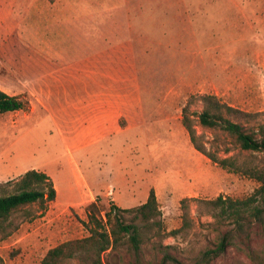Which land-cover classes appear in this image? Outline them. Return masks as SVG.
Wrapping results in <instances>:
<instances>
[{
    "label": "rangeland",
    "instance_id": "rangeland-1",
    "mask_svg": "<svg viewBox=\"0 0 264 264\" xmlns=\"http://www.w3.org/2000/svg\"><path fill=\"white\" fill-rule=\"evenodd\" d=\"M109 78L122 83L118 114L108 109L120 101L117 92L102 89ZM0 90L25 103L0 114V184L34 169L59 192L43 213L34 203L0 224V264H42L48 250L89 235L90 203L101 218L112 204H143L151 189L158 225L141 230L137 250L126 241L107 250L103 264H161L164 256L176 260L171 264H200L234 228L207 201L245 200L260 182L195 151L183 108L209 152L264 173V152L242 151L228 133L197 123L202 95L264 112V0H0ZM61 105L66 109L52 107ZM84 105L96 112L78 117L104 115L105 127L122 134L101 130L88 145L93 120L66 124L75 119L71 109ZM262 122L264 116L243 127ZM65 144L85 147L69 154ZM80 177L90 185L85 199ZM184 199L187 227L161 239L182 227ZM246 223L247 235L209 264H264V224Z\"/></svg>",
    "mask_w": 264,
    "mask_h": 264
},
{
    "label": "trees",
    "instance_id": "trees-1",
    "mask_svg": "<svg viewBox=\"0 0 264 264\" xmlns=\"http://www.w3.org/2000/svg\"><path fill=\"white\" fill-rule=\"evenodd\" d=\"M200 100L203 104L202 111L197 115V123L204 128L218 129L228 133L240 150L250 152H264V122L257 129L248 131L243 124H250L262 113H248L230 107L213 95H202ZM25 103L16 96H11L0 90V114L12 113L23 110ZM183 108L182 125L194 150L206 157L210 162L220 166L222 169L243 172L249 178L260 182L252 196L245 200H229L217 197L215 200L207 201L208 204L219 210L222 217L233 219L234 228L223 234L216 244V248L207 251L200 264H209L218 256L222 255L226 248L234 244L236 238L245 237L246 219L264 224V173L259 169L244 168L237 165L232 157L220 159L215 153L208 151L204 142L199 140L191 119L185 114ZM56 191L51 178L44 172L34 169L25 172L19 179L10 180L0 184V224L4 223L10 215L22 207L37 204L43 213L48 203L54 201ZM187 199L182 200L183 222L180 229L163 233L161 239L172 237L187 227L188 211L184 205ZM88 221L85 228L89 232L87 237L71 240L57 245L47 251L42 264H61L69 260L80 258L89 259L91 264H103L101 255L107 250L115 249L124 241L134 249L139 248L141 230L152 229L158 225L157 218L160 217L157 198L153 189L149 191L146 201L133 209H120L111 205L109 211L99 218L98 204L92 202L87 206ZM124 214H131L126 217ZM143 223V226H141ZM176 260L171 256H164L161 264H171Z\"/></svg>",
    "mask_w": 264,
    "mask_h": 264
},
{
    "label": "crops",
    "instance_id": "crops-1",
    "mask_svg": "<svg viewBox=\"0 0 264 264\" xmlns=\"http://www.w3.org/2000/svg\"><path fill=\"white\" fill-rule=\"evenodd\" d=\"M109 81L106 83V84H104V85H102V89H104V90H107V91H110V90H113L114 92H117V94H118V98L120 99V101L119 102H117V103H108V109L112 112V113H116V114H118V113H120V111L122 112V109H123V106H125V105H123L122 103H121V99L123 98V88H122V83H121V81H119L118 83H117V81H112V79H108ZM90 86V89L92 90H94V83H92V85H88V87ZM87 91H89V90H87ZM122 93V94H121ZM116 96V95H115ZM123 102V101H122ZM124 103V102H123ZM67 105V104H66ZM66 105H64V106H58V107H54V106H52L53 107V109L54 108H61V107H63V108H61V111L63 110V109H66ZM86 105H84V106H80V107H77V109H80L81 107H85ZM51 107V108H52ZM92 108H94V107H92ZM75 109V108H74ZM90 108H82V109H80L79 111H77V110H73V109H71V111L70 112H72V113H74L73 115L75 116V119H73V121H67L66 120V124H69V126H71L72 127V125H75L77 122H79L81 125H84V123H85V121H87L88 119H90L89 121H87V123L90 125V123H92V120L94 121L93 122V127H89V128H87V131L89 132L86 136H84V138H85V140L86 141H89L88 143V145H90V144H92V143H95V142H97V140H98V138H97V133L99 132V131H105V130H109V129H112L113 131H115L116 133H119V134H122L121 133V129L120 130H118V129H115V128H113V127H105V116L104 115H100V116H93V118L91 117V118H88L87 116L89 115V114H92L93 112L95 113L96 111L94 110V109H91V110H89ZM85 110H86V113H88L89 112V114H87L86 116H84V118H81V117H78L79 115H81V113H84L85 112ZM76 113L78 114V116L76 115ZM57 120H61V118L59 117ZM75 123V124H74ZM81 128V127H80ZM84 128H86L85 126H84ZM120 131V132H119ZM65 146H66V149H67V152L70 154V153H72L73 151H77V150H79L80 148H82V147H85V146H77V147H71V146H68V145H66L65 144ZM39 171V170H38ZM81 184H83V182H82V178L80 177V178H78L77 179V185L76 186H78L77 187V189H78V191H79V195H80V199H85V198H87V197H89V195H88V193H87V191H88V189H90V185L88 184V183H86L85 182V184H83L84 186H85V190H83L82 189V185ZM54 187H55V191H56V197H57V195L59 194V192H58V188H57V185L56 184H54Z\"/></svg>",
    "mask_w": 264,
    "mask_h": 264
}]
</instances>
